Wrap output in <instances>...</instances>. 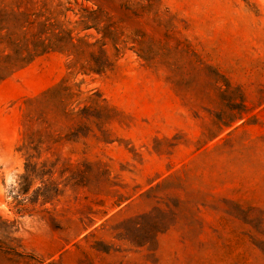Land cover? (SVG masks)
Masks as SVG:
<instances>
[{
	"label": "rangeland",
	"instance_id": "374dc122",
	"mask_svg": "<svg viewBox=\"0 0 264 264\" xmlns=\"http://www.w3.org/2000/svg\"><path fill=\"white\" fill-rule=\"evenodd\" d=\"M40 1L0 0V28ZM43 3L116 36L101 74L3 73L0 264H264V0Z\"/></svg>",
	"mask_w": 264,
	"mask_h": 264
},
{
	"label": "trees",
	"instance_id": "16d2710c",
	"mask_svg": "<svg viewBox=\"0 0 264 264\" xmlns=\"http://www.w3.org/2000/svg\"><path fill=\"white\" fill-rule=\"evenodd\" d=\"M40 2V9L37 11L10 14L18 21L14 32L12 29L0 28V44L11 49V54L0 55V80L7 74L3 73L20 69L35 57L50 51L64 52L69 57L66 67L71 71L77 70L81 74L103 73L110 66L104 50L105 40H112L116 36L111 19L98 8L94 10L80 8L73 12L76 16L75 21L63 22L58 18L64 17V12L69 11L68 8L56 4L48 10L43 3L44 0ZM77 27L79 31L92 29L99 35V39L89 42L88 35L78 37L77 33H74ZM3 51L0 50V53ZM63 83L65 82H61L59 89L55 91L57 96L63 95L66 99L75 97L72 87L62 86ZM59 104L62 112H65L66 104Z\"/></svg>",
	"mask_w": 264,
	"mask_h": 264
}]
</instances>
